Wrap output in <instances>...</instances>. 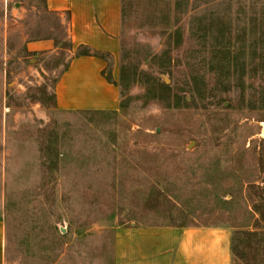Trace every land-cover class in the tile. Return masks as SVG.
<instances>
[{
    "label": "rangeland",
    "instance_id": "rangeland-1",
    "mask_svg": "<svg viewBox=\"0 0 264 264\" xmlns=\"http://www.w3.org/2000/svg\"><path fill=\"white\" fill-rule=\"evenodd\" d=\"M70 55L44 0H0L5 264H114L132 222L228 225L264 264V0H122L116 110L53 105Z\"/></svg>",
    "mask_w": 264,
    "mask_h": 264
},
{
    "label": "crops",
    "instance_id": "crops-1",
    "mask_svg": "<svg viewBox=\"0 0 264 264\" xmlns=\"http://www.w3.org/2000/svg\"><path fill=\"white\" fill-rule=\"evenodd\" d=\"M61 17L71 43L67 65L54 85L56 108L109 111L120 105V92L104 73L105 56L77 55L79 46L117 60L122 33V0H44ZM33 53H51L55 39L28 42ZM233 229L224 224L137 223L115 228L114 264H234ZM0 264H5V220L0 212Z\"/></svg>",
    "mask_w": 264,
    "mask_h": 264
},
{
    "label": "trees",
    "instance_id": "trees-1",
    "mask_svg": "<svg viewBox=\"0 0 264 264\" xmlns=\"http://www.w3.org/2000/svg\"><path fill=\"white\" fill-rule=\"evenodd\" d=\"M69 49H71L70 41H69ZM76 54L77 55H91V54H95V55H99V56H105V53L92 51L90 48H88L87 46H84V45L79 46L78 50L76 51ZM53 105L56 107L55 93H53ZM254 209L262 216V218H264V207L260 206L257 203H254ZM246 234H248L249 238L250 237L251 238L254 237V238H258L260 240L264 239V231H248ZM238 243H239V240L235 236V233H233V237H232L233 258H234V255L238 252V250H237Z\"/></svg>",
    "mask_w": 264,
    "mask_h": 264
},
{
    "label": "water",
    "instance_id": "water-1",
    "mask_svg": "<svg viewBox=\"0 0 264 264\" xmlns=\"http://www.w3.org/2000/svg\"><path fill=\"white\" fill-rule=\"evenodd\" d=\"M164 77V81L166 82V83H169L170 82V80L168 79V77H166V76H163Z\"/></svg>",
    "mask_w": 264,
    "mask_h": 264
}]
</instances>
